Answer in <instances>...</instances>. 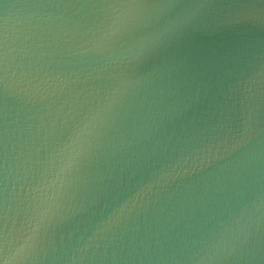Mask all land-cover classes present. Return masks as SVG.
I'll list each match as a JSON object with an SVG mask.
<instances>
[{
	"label": "water",
	"instance_id": "water-1",
	"mask_svg": "<svg viewBox=\"0 0 264 264\" xmlns=\"http://www.w3.org/2000/svg\"><path fill=\"white\" fill-rule=\"evenodd\" d=\"M0 264H264V0H0Z\"/></svg>",
	"mask_w": 264,
	"mask_h": 264
},
{
	"label": "clouds",
	"instance_id": "clouds-1",
	"mask_svg": "<svg viewBox=\"0 0 264 264\" xmlns=\"http://www.w3.org/2000/svg\"><path fill=\"white\" fill-rule=\"evenodd\" d=\"M31 239H32V238L29 237V241H31ZM27 247H28V242L26 241V242H25V245L23 246V248H27ZM23 248H22V250H23Z\"/></svg>",
	"mask_w": 264,
	"mask_h": 264
}]
</instances>
